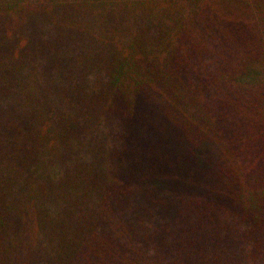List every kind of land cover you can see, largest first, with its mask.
<instances>
[{
	"label": "trees",
	"instance_id": "obj_1",
	"mask_svg": "<svg viewBox=\"0 0 264 264\" xmlns=\"http://www.w3.org/2000/svg\"><path fill=\"white\" fill-rule=\"evenodd\" d=\"M0 264H264V0H0Z\"/></svg>",
	"mask_w": 264,
	"mask_h": 264
}]
</instances>
